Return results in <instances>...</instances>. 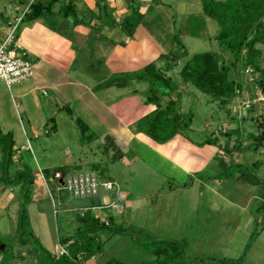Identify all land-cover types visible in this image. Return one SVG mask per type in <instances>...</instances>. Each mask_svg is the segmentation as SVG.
Masks as SVG:
<instances>
[{"label": "crops", "instance_id": "1", "mask_svg": "<svg viewBox=\"0 0 264 264\" xmlns=\"http://www.w3.org/2000/svg\"><path fill=\"white\" fill-rule=\"evenodd\" d=\"M33 1L0 0V43L15 24V19ZM103 1L108 16L100 14L96 0H58L52 7V14L18 26V51L26 53L34 64V71L30 79L10 87L0 82V131L11 135L14 151L8 171L10 179L6 180L1 171L5 143L0 144V237L9 235L14 239L15 258L11 264H35L39 255L28 245L29 240L16 238L24 187L23 183H12L16 171L24 169L32 175L25 205L28 230L52 255H57L60 246L66 247L59 240L74 234L78 228L76 216L84 212L104 222L112 217L117 225L127 218L143 226L140 221L148 220L145 213L156 225L160 221L167 224L168 207L175 194L193 190V182L200 184L204 181L202 174L207 168H227L233 163L231 169L237 174L234 178L236 184L264 188V169L257 175L264 161L259 163L248 157L246 153L251 149L243 145L240 150L226 153L218 147L220 138L215 145H210L202 144L207 138L191 140L188 132H179L163 141L146 134L147 129L140 127L141 122L157 109L156 105L146 103L149 87L143 81L118 78L153 61L158 63V57L163 54L156 53L152 61L143 63V58L154 54L155 39L148 32V25L141 27L145 19L143 7H149L152 0ZM68 3L74 6L75 16L65 17L60 13L61 7ZM132 6L142 15L132 36H127L118 25H108L110 18L120 23L130 15ZM158 66L163 65L159 62ZM168 72L166 76H170ZM114 77L116 81L110 82ZM183 87L180 84L176 91L164 96L160 106L170 100H184ZM165 98L168 100L164 101ZM183 112L181 109L180 113ZM157 137L162 140L166 136ZM234 139L240 140V137L232 135L231 140ZM142 147L155 155L161 165L165 162L187 176V188L176 186L173 190L168 188L166 195L159 194L163 190L160 184L166 180L161 177V183L152 186L158 194L146 196L129 192L132 188L126 185L130 181L127 183L123 173L129 169L128 174H132V169L143 163ZM37 154L40 160L35 162L36 170H32L26 160L34 159ZM161 168L163 166L160 171ZM250 170L254 172L250 174ZM80 173L95 174L101 181H114L118 189H102L97 197L85 200H75L70 195L59 196L63 190L62 181ZM218 173L206 177L215 182L222 174ZM257 200L264 205V197ZM72 201L79 205H72ZM248 201L244 207L250 204ZM59 213L71 214L68 217L71 224L65 232L60 231ZM115 236L122 234L109 230L99 232L103 243ZM0 246L2 251L5 245L1 243ZM26 258L34 262H26ZM110 259L113 258L109 255L106 259L102 251L85 264H105Z\"/></svg>", "mask_w": 264, "mask_h": 264}, {"label": "rangeland", "instance_id": "2", "mask_svg": "<svg viewBox=\"0 0 264 264\" xmlns=\"http://www.w3.org/2000/svg\"><path fill=\"white\" fill-rule=\"evenodd\" d=\"M157 1L158 3L151 1L147 8L146 6L143 7L145 19L141 27L148 25V32L155 39L152 51L154 54L151 57L143 58V63L152 61L156 57V53L167 54L176 51L178 44L183 45V52L177 55V65L168 72L174 80L180 82L178 71L187 58L195 53L217 50V44L214 40L217 25L208 18H205L204 23L202 22L204 15L201 11L200 0ZM257 48L261 51V65L264 69V44L258 45ZM221 59L229 67L230 79L242 80L241 96H239L238 101L224 106L225 104L223 105L222 102L211 100V97L198 92L193 87L181 84V86H184L181 89L184 100L178 99L177 103L180 106L177 107L178 113L182 117V115L194 111V115H192L193 119L189 124L191 131H189V128H180L178 133L188 132L189 138L195 141H202L205 138L215 136V138L221 139L219 149L224 150L223 147L228 144L229 151H235V139L233 141L225 134L237 130L238 133H234V135H238L241 145L246 146L251 142L246 139L247 134H257L259 132L256 123L260 121L263 110L258 109V105L255 104L253 110L247 111L241 106L240 102L251 100L252 95L256 96V93L260 90L255 89L249 83L248 76L242 71L240 63L231 66L230 57L222 55ZM159 62L164 65L162 61ZM189 90L192 94L188 93ZM167 100V98L164 99V101ZM181 109L184 110V114L180 113ZM227 109L230 110L231 117L228 114L226 115ZM232 118L236 121H232ZM224 151L228 153V151ZM140 153L143 163L137 164L136 168L132 169L134 173L128 174L129 169L123 173L126 175L127 183L130 181L126 185L132 188L128 190L129 192L137 195L143 193L146 196L158 194L152 186H154V183H161V177L166 180L160 184L163 190L159 194L166 195L168 194V188L173 190L176 186L187 188L189 184L187 176L180 173L176 168H172L171 165L165 164V162L161 165V161L144 147L140 149ZM246 155L251 157L252 160H258L260 163L264 161V148L251 149ZM228 157V155L225 157L226 160L229 159ZM39 160L40 157L37 154L34 159L28 158L26 161L32 170H36L35 162ZM262 165H264V162ZM162 166L165 169L164 171L162 168L161 171L159 169ZM216 168L218 167L207 168L203 171L202 178L205 182L202 181L200 184L193 182V190L181 191L179 194H175L174 200L171 201L168 207L167 224L160 221L156 225L149 214L146 213L144 216L148 220L140 221L143 226L138 225L139 222L136 223L137 221H130L127 218L120 221L119 225L128 229L140 230L146 236L126 233L110 239L107 237L106 243L102 242V251L105 253V258L107 259L110 255L114 260L126 264H137L141 261L153 260L154 256L151 249L142 245L148 241L146 239L150 238L153 241L172 242L182 247V249L178 248L182 252L175 256V264H191L197 259L223 261L239 258H242L245 263L264 264V205L257 200V198L264 197V193L259 187L254 189L244 184H236L234 178L237 174H234L232 169L226 171V167ZM263 169L264 166L258 169V176ZM217 172L222 174L216 178L217 181L215 182L206 177H212ZM249 172L252 174L254 171L250 170ZM168 177L173 178V180ZM182 193L183 195H181ZM59 194V196L70 195L67 190H62ZM251 196H253V199ZM246 201L250 204L244 207ZM71 204L79 205L77 201H72ZM69 216L71 214H58V219L61 221L60 231L63 232L65 228L70 227ZM106 231L105 229L104 232ZM255 231L259 234L257 239L252 238V236H256ZM0 241L5 242L2 243L4 245H9L10 250H14V239L9 235L0 237ZM28 243L31 248L37 250V244L30 240ZM20 249L19 251H21ZM25 261L33 260H27L26 258Z\"/></svg>", "mask_w": 264, "mask_h": 264}, {"label": "trees", "instance_id": "3", "mask_svg": "<svg viewBox=\"0 0 264 264\" xmlns=\"http://www.w3.org/2000/svg\"><path fill=\"white\" fill-rule=\"evenodd\" d=\"M58 0H34L28 7L29 10L22 17L21 23L31 22L45 15L52 14V7ZM133 1V0H132ZM158 3L157 0H152ZM100 14L107 15V6L103 0L95 2ZM201 10L203 15L209 20L215 22L217 30L214 34V40L217 44L216 51H206L195 53L183 62L182 67L178 71L180 82L174 80L171 76H166L165 73L172 70L178 63V53L183 52V45L178 44L177 50L167 54H161L157 61H162L163 66H158L156 61L147 64L144 68L133 73L125 74L118 79L125 81L136 79L143 81L148 85L146 93V103L154 104L157 109L147 115L141 122V128L146 127V134L152 139L159 141L168 140L171 136L178 133L180 128L188 129L192 120V114L186 113L180 117L178 113V101H168L164 107L160 106V102L164 96L170 92L176 91L180 84H185L193 87L198 92L211 97L215 102H222L224 106L231 104L235 97L241 96L242 80L230 79L229 67L221 59L223 56H228L231 59L230 65L240 63L242 71L247 67L253 69L254 81L251 83L256 89L264 95V69L261 65V51L257 48L258 45L264 44V0H200ZM60 13L65 16H75L74 6L71 4L63 5ZM142 15L134 6L131 7V13L125 17L120 23H116L113 19L108 20L110 27L118 25L126 33L127 36H132L138 23L141 21ZM18 33V28H17ZM16 33V34H17ZM176 40V38H175ZM180 47V48H179ZM116 81V77L111 78L110 82ZM238 91V93H237ZM254 98L255 95H252ZM177 98L179 96L177 95ZM251 105L250 109L253 110ZM229 109L226 113L231 117ZM232 121L234 118H232ZM259 130L257 134L248 133L246 139L251 142L244 148L257 150L264 148V112L260 115V121L256 123ZM238 131L226 133L225 136L231 139V136ZM157 135H165L164 139H159ZM217 138H207L204 143L215 145ZM5 143V152L1 161V171L4 179H10L9 167L12 165V150L13 141L10 134H3L0 131V144ZM235 148L240 150L242 145L239 139H235ZM229 152L228 144L223 147ZM231 163L226 171L231 170ZM235 166V165H234ZM241 167V166H238ZM225 171V172H226ZM12 183H23L22 199L18 213L17 222V239L30 240L36 245L39 255L36 256L35 264H85V262L102 252V241L99 237V232L109 230L120 234H139L143 237L146 234L140 230L128 229L122 225L114 223V219L109 217L106 222L100 221L88 212H84L76 216L78 228L73 235L61 238V245H66L68 255H52L45 251L37 242V239L28 230V221L26 217L25 205L29 198L30 186L32 183V175L26 170L16 171L12 178ZM264 193V188L261 189ZM255 235L258 234L255 231ZM255 236V237H256ZM252 236L253 239H255ZM142 245L151 249L154 256L153 260L141 261L137 264H175L174 258L179 255L181 248L172 242L153 241L150 238L146 239ZM1 243H5L0 241ZM153 247V248H152ZM11 247L5 244L0 254L2 259L0 264H11L15 258ZM9 252V254H7ZM206 261L217 264H254L245 263L242 258L236 260H211L197 259L191 264H209ZM105 264H126L114 259H110ZM212 264V263H210Z\"/></svg>", "mask_w": 264, "mask_h": 264}, {"label": "built area", "instance_id": "4", "mask_svg": "<svg viewBox=\"0 0 264 264\" xmlns=\"http://www.w3.org/2000/svg\"><path fill=\"white\" fill-rule=\"evenodd\" d=\"M28 10L27 6L22 15L15 19V24L0 43V82L7 87L25 82L33 76L34 64L27 58L25 52L18 51L16 45L17 28ZM244 73L248 76L249 83H252L254 81L253 69L247 67ZM238 98L235 97L232 102L238 101ZM240 104L246 110L250 109L251 105L257 104L258 109H262L264 112V95L258 92L254 98L243 100ZM27 148L30 150L29 146ZM62 189L67 190L73 199L85 200L97 197L100 189L117 190L118 185L114 181H101L95 174L80 173L66 177L62 181ZM62 255H68L65 246H60L58 249L57 256Z\"/></svg>", "mask_w": 264, "mask_h": 264}, {"label": "water", "instance_id": "5", "mask_svg": "<svg viewBox=\"0 0 264 264\" xmlns=\"http://www.w3.org/2000/svg\"><path fill=\"white\" fill-rule=\"evenodd\" d=\"M0 249H2V247L0 246Z\"/></svg>", "mask_w": 264, "mask_h": 264}]
</instances>
